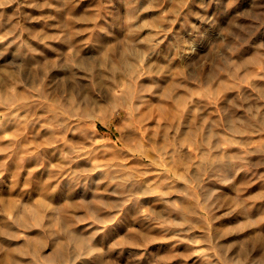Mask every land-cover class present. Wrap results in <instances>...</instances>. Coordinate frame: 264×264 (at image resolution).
Returning a JSON list of instances; mask_svg holds the SVG:
<instances>
[{"label":"rangeland","instance_id":"obj_1","mask_svg":"<svg viewBox=\"0 0 264 264\" xmlns=\"http://www.w3.org/2000/svg\"><path fill=\"white\" fill-rule=\"evenodd\" d=\"M0 264H264V0H0Z\"/></svg>","mask_w":264,"mask_h":264}]
</instances>
